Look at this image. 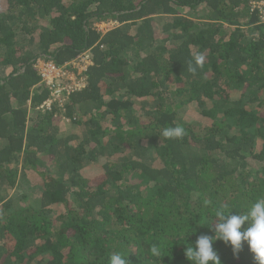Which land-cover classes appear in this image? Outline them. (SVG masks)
<instances>
[{
    "label": "trees",
    "instance_id": "16d2710c",
    "mask_svg": "<svg viewBox=\"0 0 264 264\" xmlns=\"http://www.w3.org/2000/svg\"><path fill=\"white\" fill-rule=\"evenodd\" d=\"M250 1L0 0V264L115 252L191 264L182 243L212 234L217 210L264 198V24ZM107 19L117 25L96 30ZM85 49V86L40 109L34 61ZM191 104L208 124L181 120ZM175 126L182 138L162 136ZM214 249L221 264H255L246 244Z\"/></svg>",
    "mask_w": 264,
    "mask_h": 264
},
{
    "label": "clouds",
    "instance_id": "9594fccd",
    "mask_svg": "<svg viewBox=\"0 0 264 264\" xmlns=\"http://www.w3.org/2000/svg\"><path fill=\"white\" fill-rule=\"evenodd\" d=\"M202 65L203 57H196L194 64L189 63L188 71L195 73ZM184 134L185 130L181 126L166 127L162 132V136L167 139H179ZM208 226L212 234L201 233L196 236L194 242L188 243L185 239L182 243L185 245L184 255L191 264H221L220 256L214 249L217 241L230 247L234 256H238L246 244L249 252L253 254L255 264H264V198L257 199L243 214H225L223 209L217 210L214 221ZM191 229L190 234L197 231L196 228ZM150 251L156 256L161 255L155 245ZM108 264H129L128 255L125 256L121 252L112 253Z\"/></svg>",
    "mask_w": 264,
    "mask_h": 264
},
{
    "label": "built area",
    "instance_id": "2783aa9c",
    "mask_svg": "<svg viewBox=\"0 0 264 264\" xmlns=\"http://www.w3.org/2000/svg\"><path fill=\"white\" fill-rule=\"evenodd\" d=\"M248 10L255 14L257 23L264 24V0H251ZM117 25L116 21L107 19L95 23L96 30L104 33ZM89 49L79 52L73 59L62 65H56L50 59L37 58L33 67L40 76V84L47 87L49 97L39 106L49 108L53 102H64L68 95L81 89L86 84L85 72L92 64Z\"/></svg>",
    "mask_w": 264,
    "mask_h": 264
},
{
    "label": "rangeland",
    "instance_id": "374dc122",
    "mask_svg": "<svg viewBox=\"0 0 264 264\" xmlns=\"http://www.w3.org/2000/svg\"><path fill=\"white\" fill-rule=\"evenodd\" d=\"M200 12H201V10H198L197 13H200ZM183 14H185V16L191 17L192 19H195V17H196L191 12V10H184ZM180 116H181V120L184 123L195 124L198 126V128H199V126L201 127V126L209 123L206 119H204L200 116V114L198 113V111L196 110V108L194 107L193 104L187 106L184 110H182ZM62 130L71 131L69 129V125H67L65 123L62 125ZM16 165L19 168L20 162ZM12 192H14V191H12Z\"/></svg>",
    "mask_w": 264,
    "mask_h": 264
}]
</instances>
